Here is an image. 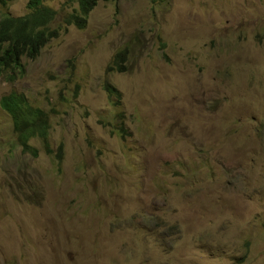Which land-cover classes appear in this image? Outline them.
<instances>
[{"label": "rangeland", "instance_id": "1", "mask_svg": "<svg viewBox=\"0 0 264 264\" xmlns=\"http://www.w3.org/2000/svg\"><path fill=\"white\" fill-rule=\"evenodd\" d=\"M25 61L0 99L47 110L54 152L0 106V264H264V0H100Z\"/></svg>", "mask_w": 264, "mask_h": 264}, {"label": "trees", "instance_id": "2", "mask_svg": "<svg viewBox=\"0 0 264 264\" xmlns=\"http://www.w3.org/2000/svg\"><path fill=\"white\" fill-rule=\"evenodd\" d=\"M100 0H76L77 7L63 18L60 25L54 26L58 12L44 0H28V12L20 16L0 14V77L15 82L27 72L25 59L37 58L50 39L59 35L69 25L84 27L92 9ZM127 49L119 50L114 64L109 69L125 70L124 61ZM107 90L120 96L116 86L106 84ZM0 106L11 117L18 144L23 152L39 155V147L32 140H41L48 153L54 149L50 145L51 118L43 107L35 105L21 90L12 89L0 99ZM57 158L62 162L64 147L57 148Z\"/></svg>", "mask_w": 264, "mask_h": 264}]
</instances>
